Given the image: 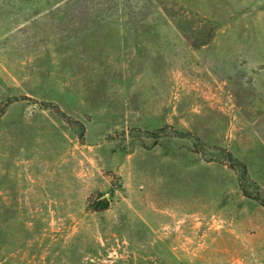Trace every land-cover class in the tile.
Listing matches in <instances>:
<instances>
[{
    "label": "rangeland",
    "instance_id": "rangeland-1",
    "mask_svg": "<svg viewBox=\"0 0 264 264\" xmlns=\"http://www.w3.org/2000/svg\"><path fill=\"white\" fill-rule=\"evenodd\" d=\"M224 152L264 194V0H0V264H264Z\"/></svg>",
    "mask_w": 264,
    "mask_h": 264
},
{
    "label": "trees",
    "instance_id": "trees-1",
    "mask_svg": "<svg viewBox=\"0 0 264 264\" xmlns=\"http://www.w3.org/2000/svg\"><path fill=\"white\" fill-rule=\"evenodd\" d=\"M82 134L83 133H80V138H82ZM156 138H158V136H156ZM224 154L226 159L238 172L239 185L243 195L247 198L253 199L264 208V194L259 185L249 176L246 166L234 158L229 152H224Z\"/></svg>",
    "mask_w": 264,
    "mask_h": 264
},
{
    "label": "water",
    "instance_id": "water-1",
    "mask_svg": "<svg viewBox=\"0 0 264 264\" xmlns=\"http://www.w3.org/2000/svg\"><path fill=\"white\" fill-rule=\"evenodd\" d=\"M101 202H102L103 204H106V203H107V199L104 198Z\"/></svg>",
    "mask_w": 264,
    "mask_h": 264
}]
</instances>
